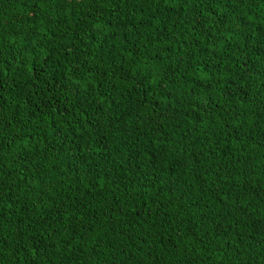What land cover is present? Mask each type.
Listing matches in <instances>:
<instances>
[{
    "label": "trees",
    "instance_id": "obj_1",
    "mask_svg": "<svg viewBox=\"0 0 264 264\" xmlns=\"http://www.w3.org/2000/svg\"><path fill=\"white\" fill-rule=\"evenodd\" d=\"M0 264H264V0H0Z\"/></svg>",
    "mask_w": 264,
    "mask_h": 264
}]
</instances>
